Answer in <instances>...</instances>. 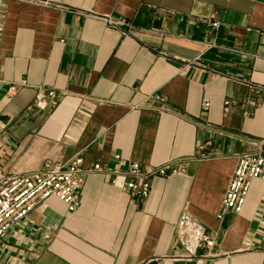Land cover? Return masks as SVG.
<instances>
[{"label": "crops", "instance_id": "0c3cea01", "mask_svg": "<svg viewBox=\"0 0 264 264\" xmlns=\"http://www.w3.org/2000/svg\"><path fill=\"white\" fill-rule=\"evenodd\" d=\"M49 89L57 103L36 107ZM256 139L264 0L4 1L0 170L80 153L83 167L172 161L183 171L152 177L140 198L90 172L74 211L50 196L0 238V264H264V180L251 181L239 213L216 217L237 156ZM184 212L217 234V255L176 257Z\"/></svg>", "mask_w": 264, "mask_h": 264}, {"label": "built area", "instance_id": "2783aa9c", "mask_svg": "<svg viewBox=\"0 0 264 264\" xmlns=\"http://www.w3.org/2000/svg\"><path fill=\"white\" fill-rule=\"evenodd\" d=\"M4 1L0 0V9ZM106 23L122 29L124 33L129 27L123 19L106 18ZM212 24L217 26L219 21ZM56 95L54 89L38 93L34 105L38 108L54 106L57 103ZM152 99L155 102L163 100L158 94L153 95ZM252 143L255 144L254 149L237 156L216 214L220 222L228 214L242 210L252 180H264V139H256ZM114 157L119 159L120 155ZM92 171L109 175L112 184L140 198L148 195L152 177L175 176L181 174L183 169L175 167L172 161L159 165L131 161L124 169L110 168L99 162L83 167V157L77 153L64 162H45L36 171L8 176L0 170V238L50 196L63 202L69 212L74 211L78 206L79 191L87 174ZM216 237L217 234L208 233L198 220L184 212L175 224V242L182 249L176 257L192 259L215 256L218 254L215 250Z\"/></svg>", "mask_w": 264, "mask_h": 264}]
</instances>
